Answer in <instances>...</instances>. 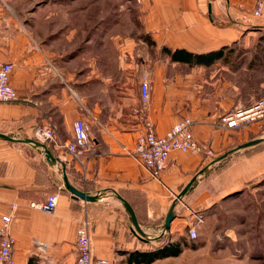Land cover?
Here are the masks:
<instances>
[{
	"label": "crops",
	"instance_id": "crops-1",
	"mask_svg": "<svg viewBox=\"0 0 264 264\" xmlns=\"http://www.w3.org/2000/svg\"><path fill=\"white\" fill-rule=\"evenodd\" d=\"M255 2L0 0V64L14 66L11 85L18 93L16 102L0 103V134L14 139L0 138V227L10 216L16 264H74L77 232L86 223L93 255L114 264H137L131 259L138 254L157 255L142 264H264V230L244 229L245 208H236L264 182V120L219 128L225 114L247 101L239 86L216 95L214 67L225 60L173 59L177 51L184 58L223 48L227 57L236 48L233 73L264 76V15L254 16ZM253 87L264 97V77ZM185 118L215 156L175 151L153 177L133 156L143 121L163 136ZM78 120L89 126L93 145L86 172L53 144H45L52 163L44 148L27 141L35 140L37 127L50 125L57 140H72ZM257 139L263 141L240 148ZM65 172L98 200L74 199ZM54 194L52 213L31 205ZM124 201L146 237L135 231ZM193 228L197 239L190 237ZM164 235L166 244L156 245ZM148 244L157 247L151 252ZM169 244L181 249L178 256L164 255Z\"/></svg>",
	"mask_w": 264,
	"mask_h": 264
},
{
	"label": "built area",
	"instance_id": "built-area-1",
	"mask_svg": "<svg viewBox=\"0 0 264 264\" xmlns=\"http://www.w3.org/2000/svg\"><path fill=\"white\" fill-rule=\"evenodd\" d=\"M264 0H256L254 8L255 17H263ZM14 66L10 63L0 64V103H13L18 100V93L11 85V75ZM140 96L142 104L146 105L150 99V85L144 79L140 83ZM138 111H135V113ZM264 119V99L257 101L251 107H238L223 117V123L228 129H237L249 122H257ZM193 121L185 118L172 127L165 135L156 134L154 123L148 119L143 121V129L138 135L133 156L144 165L150 174L158 178L165 171L171 161V154L175 151L187 154H204L214 157L215 152L202 145L192 132ZM35 140L43 144H53L63 153L69 155L83 171L92 158L93 145L90 138V128L83 120L74 124V137L72 140H57V132L53 125L37 127L34 131ZM58 204V195H50L45 202L32 203L31 205L43 212L52 213ZM198 222H202L201 216H196ZM0 227V264H16L14 248L16 239L10 232L11 217L5 216ZM191 239H197L196 229L189 231ZM75 246L78 252L74 264H114L106 258H98L93 255L88 223L82 225L76 237Z\"/></svg>",
	"mask_w": 264,
	"mask_h": 264
},
{
	"label": "rangeland",
	"instance_id": "rangeland-1",
	"mask_svg": "<svg viewBox=\"0 0 264 264\" xmlns=\"http://www.w3.org/2000/svg\"><path fill=\"white\" fill-rule=\"evenodd\" d=\"M237 47V46H236ZM237 50L229 51L227 57H225V61L219 62L221 66L214 67V87L216 91V95L225 91L228 86H239L243 94H245L246 102L245 107L253 106L257 101L264 99L260 93H257L254 89L253 85L255 82L261 79L260 74H254L250 69H246L245 72H239L235 74L233 73L234 68L237 67ZM257 80V81H256ZM221 97V94H219ZM224 96V95H223ZM219 97V98H220ZM245 100V99H244ZM236 108L234 107L231 111H234ZM229 111V112H231ZM228 112V113H229ZM226 115V114H225ZM224 115V116H225ZM223 116V117H224ZM218 126L219 128L225 127L223 123ZM264 120V119H262ZM261 121V120H259ZM255 122H247L241 125L239 128L243 129L247 126L252 125ZM237 128V129H239ZM238 210L242 211L245 208V222L246 226L243 227L246 230H256L261 226V229L264 230V182L259 187H256L255 191L251 196L246 198V201L236 207Z\"/></svg>",
	"mask_w": 264,
	"mask_h": 264
},
{
	"label": "water",
	"instance_id": "water-1",
	"mask_svg": "<svg viewBox=\"0 0 264 264\" xmlns=\"http://www.w3.org/2000/svg\"><path fill=\"white\" fill-rule=\"evenodd\" d=\"M0 138H3V139L8 140V141H14L13 138H11L9 136H6V135H3V134H0ZM27 141L30 142V143H33V144H35V145H37L39 147L44 148L46 150L47 157H48L49 161H51V162L52 161H54V162L56 161L52 157L51 152L48 150V148H47V146L45 144H43L41 142H38V141H35V140H27ZM262 141H263V139H257V140H254V141H250V142L242 145L240 148L241 149H245V148H248V147H251V146H255V145L260 144ZM64 167H66V165H64ZM194 182H195V180L193 182H191L188 186H186L184 188V190L179 195V198L184 197L192 189ZM64 183H65L66 190L72 195V197L74 199H76V200H82V201H86V202H96L98 200V197L97 196H92L89 193H86V192L81 191L78 188H76L69 181V178H68L66 172L64 173ZM124 203H125V207L127 209V212L129 214L130 221L132 222V225H133L135 231L139 235H141L142 237H146V233L142 229V227L140 226V224L138 222V219L136 217V214H135L133 208L126 201H124ZM175 206H176V203L173 204L172 208L170 209V211H169V213L167 215L166 221H165V229L167 231L170 229L171 223H172V221L175 218V213H174Z\"/></svg>",
	"mask_w": 264,
	"mask_h": 264
},
{
	"label": "trees",
	"instance_id": "trees-1",
	"mask_svg": "<svg viewBox=\"0 0 264 264\" xmlns=\"http://www.w3.org/2000/svg\"><path fill=\"white\" fill-rule=\"evenodd\" d=\"M226 49L227 48H223V49H220L218 51H215V52H212V53H209V54H205V55H193V54H187L186 57L184 58H181L179 55L181 54V52H175L173 54V59L175 60H180L182 62H187V63H194V64H197V65H211V64H214L215 62L217 61H220V60H225L226 56H225V53H226ZM232 51V50H230ZM229 52V51H228ZM227 52V53H228ZM163 244H166V237L165 235L162 236L156 245L158 246H161ZM148 247H149V250H151V252H153L154 248H156L155 246H153L152 244H148ZM163 250H164V255L165 256H178L181 252V249L176 247V246H172L169 244L165 247H163ZM137 259H131L132 261H134L135 263L137 264H142V263H152L154 262L156 259H157V255H147V254H138L137 255Z\"/></svg>",
	"mask_w": 264,
	"mask_h": 264
}]
</instances>
